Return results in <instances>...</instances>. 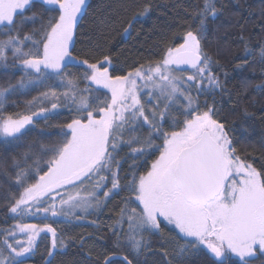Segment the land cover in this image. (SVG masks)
<instances>
[{"label": "snow or ice", "instance_id": "obj_1", "mask_svg": "<svg viewBox=\"0 0 264 264\" xmlns=\"http://www.w3.org/2000/svg\"><path fill=\"white\" fill-rule=\"evenodd\" d=\"M88 7L89 0H0V36L6 37L0 39V75L8 76L0 84V149L19 147L33 131L57 137L41 144L38 156L29 145L12 158L8 213L14 223L0 228V264H25L42 234H50L45 264H54L67 244L53 224L83 219L77 212L100 210L120 193L126 195L110 225L115 239L96 264H144L148 236L158 234L162 264L201 253L206 264H251L264 255V164L257 168L254 158L238 154L215 103L200 100L225 91L215 71L222 66L202 43L218 14L215 0H203L158 58L127 70L99 44L77 52ZM244 53L254 54L247 42ZM259 59L264 64V43ZM246 65L244 59L236 67ZM41 88L24 111L6 112L9 96ZM255 88L264 91V81ZM63 110L71 118L51 124ZM38 121L44 127L37 129ZM29 219L40 222H24ZM164 229L174 233L171 254Z\"/></svg>", "mask_w": 264, "mask_h": 264}, {"label": "trees", "instance_id": "obj_2", "mask_svg": "<svg viewBox=\"0 0 264 264\" xmlns=\"http://www.w3.org/2000/svg\"><path fill=\"white\" fill-rule=\"evenodd\" d=\"M202 3L203 0H89L87 14L79 21L76 50L83 54L99 44L102 51L110 52L127 70L128 66L158 58L162 49L173 42L174 35H182L186 23L191 18L190 14L201 7ZM215 3L218 14L210 18L208 33L202 43L204 51L222 66L215 71L221 80L225 81V91L201 95L200 100L215 103L217 116L226 122L238 154L254 158L255 166L260 168L264 164V91L256 89L255 85L264 81V64L259 59V45L264 43V0H215ZM145 4L150 6L149 12L143 16L135 15L134 18V14L141 12ZM130 20H134L131 32L123 34ZM31 27L33 25L29 24L23 31L27 32ZM3 38L6 37L0 36V39ZM175 42L180 41L177 39ZM245 42L254 49L251 57H245ZM244 59H247V65L237 68V64ZM71 71L76 72L77 69L73 68ZM224 73H227V76ZM19 76L20 73L16 72L12 81ZM7 80V75H0V84L6 83ZM38 91L43 89L33 90L27 95L9 96L6 112L24 111L25 102L37 95ZM70 118L71 113L63 110L61 115L50 123H64ZM42 127L44 122L38 121L37 129ZM56 138L55 133L41 137L38 131H33L19 147L7 152L0 149V228H8L14 223L8 213V196L10 191L14 190L10 188V178L15 175V170L11 167L12 158H19L28 150L29 145H34L32 152L38 156L40 145L51 143ZM125 151L127 149L121 151L120 155L123 156ZM158 154L155 152L149 156L147 164ZM128 163L124 165V171H127ZM147 164L141 167L140 171H146ZM125 195L126 193H120L119 196L112 197L106 206L93 210L83 219L73 220L71 223L58 220L53 224L67 244L63 254L56 256L54 264H96L97 255L104 252L105 246L110 247L115 239L110 225L118 216L122 206L121 197ZM24 222L40 221L29 219ZM163 235L171 241L166 245L171 254L176 247L174 233L164 229ZM148 239L151 241V247L142 253L141 260L144 264H162L159 252L163 237L158 234L148 236ZM49 246L50 234H42L34 254L25 264H45ZM172 264H206V257L201 253L183 261L173 260ZM251 264H264V255L259 254L256 259L251 260Z\"/></svg>", "mask_w": 264, "mask_h": 264}, {"label": "rangeland", "instance_id": "obj_3", "mask_svg": "<svg viewBox=\"0 0 264 264\" xmlns=\"http://www.w3.org/2000/svg\"><path fill=\"white\" fill-rule=\"evenodd\" d=\"M100 195L103 196V193L101 192ZM77 215H83V216H85L84 214H82L80 212H77ZM17 238H20V237H17Z\"/></svg>", "mask_w": 264, "mask_h": 264}, {"label": "flooded vegetation", "instance_id": "obj_4", "mask_svg": "<svg viewBox=\"0 0 264 264\" xmlns=\"http://www.w3.org/2000/svg\"><path fill=\"white\" fill-rule=\"evenodd\" d=\"M258 255H259V254H257L255 257L251 258V260L256 259V258L258 257Z\"/></svg>", "mask_w": 264, "mask_h": 264}]
</instances>
